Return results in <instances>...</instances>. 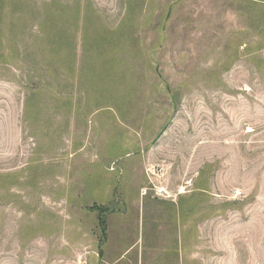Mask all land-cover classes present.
Returning a JSON list of instances; mask_svg holds the SVG:
<instances>
[{
  "label": "rangeland",
  "instance_id": "obj_1",
  "mask_svg": "<svg viewBox=\"0 0 264 264\" xmlns=\"http://www.w3.org/2000/svg\"><path fill=\"white\" fill-rule=\"evenodd\" d=\"M0 264H264V0H0Z\"/></svg>",
  "mask_w": 264,
  "mask_h": 264
},
{
  "label": "built area",
  "instance_id": "obj_2",
  "mask_svg": "<svg viewBox=\"0 0 264 264\" xmlns=\"http://www.w3.org/2000/svg\"><path fill=\"white\" fill-rule=\"evenodd\" d=\"M159 194L161 193V192H158Z\"/></svg>",
  "mask_w": 264,
  "mask_h": 264
}]
</instances>
